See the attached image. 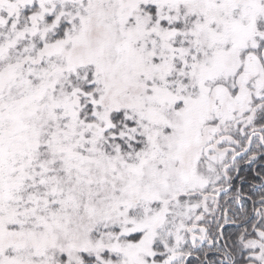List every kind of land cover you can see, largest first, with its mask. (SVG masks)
Listing matches in <instances>:
<instances>
[{"label":"snow or ice","instance_id":"obj_1","mask_svg":"<svg viewBox=\"0 0 264 264\" xmlns=\"http://www.w3.org/2000/svg\"><path fill=\"white\" fill-rule=\"evenodd\" d=\"M0 264H264V0H0Z\"/></svg>","mask_w":264,"mask_h":264}]
</instances>
